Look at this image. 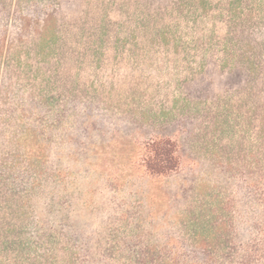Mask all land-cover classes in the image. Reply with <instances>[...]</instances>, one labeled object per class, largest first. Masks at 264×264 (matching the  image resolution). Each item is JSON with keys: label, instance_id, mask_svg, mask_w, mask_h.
<instances>
[{"label": "rangeland", "instance_id": "rangeland-1", "mask_svg": "<svg viewBox=\"0 0 264 264\" xmlns=\"http://www.w3.org/2000/svg\"><path fill=\"white\" fill-rule=\"evenodd\" d=\"M263 237L264 0H0V264H242Z\"/></svg>", "mask_w": 264, "mask_h": 264}, {"label": "trees", "instance_id": "trees-1", "mask_svg": "<svg viewBox=\"0 0 264 264\" xmlns=\"http://www.w3.org/2000/svg\"><path fill=\"white\" fill-rule=\"evenodd\" d=\"M176 145L171 140H151L145 145V155L142 159V166L146 174L151 177L163 178L169 176L175 172L179 165L177 157ZM257 243V242H256ZM256 244L254 245V247ZM260 248L258 251L251 250L253 252L248 253L245 256L240 257L242 264H259L264 261V237L257 244L256 248ZM227 255V254H226ZM228 259H232V255H227ZM145 257V258H144ZM140 256L137 257V264H160L155 256ZM209 257H213L209 255ZM166 261V260H165ZM161 262V264H169V262Z\"/></svg>", "mask_w": 264, "mask_h": 264}]
</instances>
